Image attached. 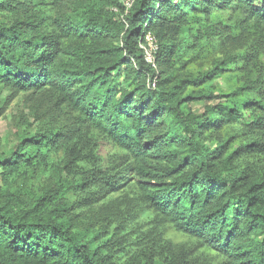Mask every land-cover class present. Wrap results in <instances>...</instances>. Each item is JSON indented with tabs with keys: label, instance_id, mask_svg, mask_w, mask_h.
I'll use <instances>...</instances> for the list:
<instances>
[{
	"label": "trees",
	"instance_id": "trees-1",
	"mask_svg": "<svg viewBox=\"0 0 264 264\" xmlns=\"http://www.w3.org/2000/svg\"><path fill=\"white\" fill-rule=\"evenodd\" d=\"M52 5L59 9L52 16L56 32L46 36L38 0H0V13L21 17L0 25V88L49 93L55 109L66 108L84 126L43 125L0 156V264H160L152 255L140 259L130 251L102 255L93 248L96 236L73 224L66 200L71 191L106 194L120 187L98 169L90 174L95 183L87 176L83 182L66 178L84 163L94 167V144L84 136L90 131L131 159L141 202L157 224L195 239L222 264H264V170L256 171L253 162L237 164L264 155V141L249 140L233 150L231 138L218 136L242 119L248 105L263 111L264 101H247L253 92L248 87L218 97L204 91L219 76L216 68L195 77L180 73L187 67L182 57L200 38L204 22L225 12L264 25V0H132L129 7L122 0H52ZM147 34L156 44L154 66L141 47ZM213 100L223 102L205 106L201 115L189 109ZM258 119L247 131L264 135ZM46 173L54 186L31 189ZM18 179L21 189H13ZM107 243L101 246L106 253L113 245ZM164 264L197 263L171 256Z\"/></svg>",
	"mask_w": 264,
	"mask_h": 264
},
{
	"label": "rangeland",
	"instance_id": "rangeland-1",
	"mask_svg": "<svg viewBox=\"0 0 264 264\" xmlns=\"http://www.w3.org/2000/svg\"><path fill=\"white\" fill-rule=\"evenodd\" d=\"M38 2L45 18L42 23L44 35L53 36L56 31L52 16H55L59 9L53 8L52 0ZM122 2L128 7L131 0ZM62 11L69 12L67 7ZM20 18V15L0 13V25L15 24ZM214 28H217V31ZM198 36L200 38L194 41L193 49L182 57V64L186 63L187 67L180 73L195 77L216 68L219 76L214 75V79L203 86L204 91L218 97L220 94L248 87L246 90L253 92L247 95V101H264V25H258L252 20L245 21L237 15L229 17L224 12L215 14L211 22H204ZM141 47L148 64L154 66L156 44L152 35L145 36ZM122 81L123 79H119L118 83L121 84ZM222 102H194L189 105V109L194 115H201L205 106L215 107ZM241 116L240 121L233 122L218 135L231 138L230 147L233 150L249 140L264 141V135L261 133L247 131L251 130L249 126L257 121V118L264 123V119H260L264 117V110L259 109L256 104H250L241 110ZM43 125L47 128L61 126L62 130L66 127L76 129L78 126H84L66 108L55 109L49 100V93L18 92L0 88V156L12 152L18 146L20 138L33 134ZM257 130L264 132V127ZM84 136L88 142L94 144V167L84 163L78 169L68 171L66 178L78 179L87 176L90 183H95L96 181H91L90 174L95 175V171L91 170L98 169L102 176L113 175V182L120 186L115 192L106 194L80 187L66 196L70 206L68 213L75 227L84 232L88 231L90 237L96 236L93 248H100L102 255L114 250L113 255L116 257L121 256L124 251H130L140 259L144 254L152 255L160 264H164L171 256L189 263L222 264L219 256L204 251L195 239L175 232L167 224H157L155 215L141 202L137 180L130 172L131 159L123 151L92 131ZM207 144L215 147V143ZM61 155L60 153L59 156ZM251 162L256 171L264 170V155L256 158L243 157L237 164ZM64 175L66 176V173ZM85 178H81V182ZM21 184V179L15 180L13 189H21ZM45 186H54L50 173L42 175L31 189L40 190ZM107 241L113 243L107 248L108 253L101 248ZM112 261L114 262V259Z\"/></svg>",
	"mask_w": 264,
	"mask_h": 264
},
{
	"label": "built area",
	"instance_id": "built-area-1",
	"mask_svg": "<svg viewBox=\"0 0 264 264\" xmlns=\"http://www.w3.org/2000/svg\"><path fill=\"white\" fill-rule=\"evenodd\" d=\"M131 2H132V0H131ZM131 2H130V4H131ZM129 7V6H128Z\"/></svg>",
	"mask_w": 264,
	"mask_h": 264
}]
</instances>
